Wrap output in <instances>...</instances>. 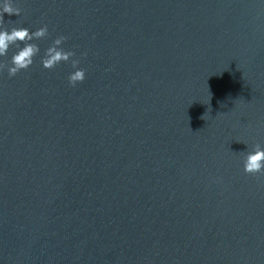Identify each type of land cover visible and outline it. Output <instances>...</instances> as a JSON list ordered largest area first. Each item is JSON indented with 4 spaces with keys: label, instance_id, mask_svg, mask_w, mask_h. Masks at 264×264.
Listing matches in <instances>:
<instances>
[{
    "label": "water",
    "instance_id": "1",
    "mask_svg": "<svg viewBox=\"0 0 264 264\" xmlns=\"http://www.w3.org/2000/svg\"><path fill=\"white\" fill-rule=\"evenodd\" d=\"M12 3L49 35L0 71V264H264V0Z\"/></svg>",
    "mask_w": 264,
    "mask_h": 264
},
{
    "label": "clouds",
    "instance_id": "2",
    "mask_svg": "<svg viewBox=\"0 0 264 264\" xmlns=\"http://www.w3.org/2000/svg\"><path fill=\"white\" fill-rule=\"evenodd\" d=\"M22 9L15 7L12 0H3L0 3V26L4 21V14L20 16ZM49 35L47 25L39 28L36 31H31L26 27H13L9 31L7 28L0 30V57L7 56L11 46L15 45L18 49L13 54L11 65L7 63H0V71L7 69L9 76H15L22 70H27L34 63L35 57L40 53V48L37 44L31 43L34 39H43ZM67 37L60 36L55 39L53 45L45 52V57L42 60L44 68L49 70L54 69L62 62L71 61L73 68H77L79 61L73 60L75 53L64 50L62 44ZM21 45H23L21 47ZM86 78V71L78 69L69 76V82L75 86L78 82H83ZM244 171L251 175H264V147L260 144L255 146V150L248 153L244 161Z\"/></svg>",
    "mask_w": 264,
    "mask_h": 264
}]
</instances>
